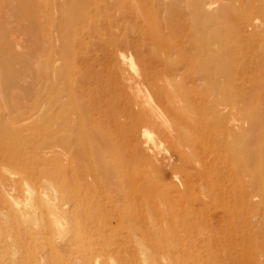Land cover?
I'll list each match as a JSON object with an SVG mask.
<instances>
[{"label": "rangeland", "instance_id": "rangeland-1", "mask_svg": "<svg viewBox=\"0 0 264 264\" xmlns=\"http://www.w3.org/2000/svg\"><path fill=\"white\" fill-rule=\"evenodd\" d=\"M195 1L0 0V129L41 124L57 136L25 145L32 154L35 146L56 149L60 161L35 182H54L61 169L87 188L123 186L130 195L139 189L182 201L200 192V170L216 164L231 170L232 182L224 181L236 194L243 174L254 172L249 179L259 180L248 192L264 201V120L253 138L225 123L218 132L230 143L210 154L200 119L207 95L235 99L242 106L234 104L232 116L250 125L264 119V36L254 27L264 22V0H234L228 16L220 2L213 13ZM79 9L82 18L66 31ZM27 173L0 161V193L9 175L30 184ZM118 232L131 250L132 234L125 226Z\"/></svg>", "mask_w": 264, "mask_h": 264}, {"label": "bare ground", "instance_id": "bare-ground-1", "mask_svg": "<svg viewBox=\"0 0 264 264\" xmlns=\"http://www.w3.org/2000/svg\"><path fill=\"white\" fill-rule=\"evenodd\" d=\"M196 2L213 13L217 12L212 9L214 4L220 2L226 16L237 8L234 0ZM73 13L68 15L66 31L75 17L84 14L80 9L78 16ZM254 27L260 37L264 36V22ZM214 39L215 34L210 41ZM220 98L217 102L210 95L202 99L208 108L200 118L207 125L203 152L210 154L230 143L218 132L225 123L236 136L253 138L264 120L253 117L254 124L250 125L240 114L235 118L234 104L238 107L240 103L230 97ZM150 115L145 116L146 122L151 123ZM56 137L41 124L8 134L0 129V161L8 168L28 170L25 178L31 182H19L12 175L4 181L5 191L0 193V264H264V201L253 199L248 192L259 180L249 179L254 172L249 171L247 178L243 174L245 188L236 194L224 181L231 176L227 166L214 164L216 168L201 169L196 187L200 192L194 197L190 191L182 201L155 200L139 189L130 195L123 186L87 188L68 181L61 169L54 182L37 183L41 170L48 172V166L60 163L57 150L35 146L32 154L25 145L42 138L55 141ZM249 156L254 164L261 162L255 154ZM110 192L112 198L103 196ZM124 226L133 236L131 250L124 249L128 243L119 237L118 231ZM108 232H114V237L109 239Z\"/></svg>", "mask_w": 264, "mask_h": 264}]
</instances>
